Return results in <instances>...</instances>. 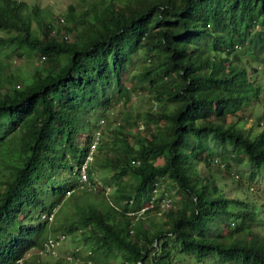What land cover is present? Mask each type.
<instances>
[{
  "label": "trees",
  "instance_id": "1",
  "mask_svg": "<svg viewBox=\"0 0 264 264\" xmlns=\"http://www.w3.org/2000/svg\"><path fill=\"white\" fill-rule=\"evenodd\" d=\"M1 51L38 64L26 80L0 55V264L75 231L74 254L120 264H264L258 207L228 197L213 167L245 158L264 180V0H80L48 19L38 3L0 0ZM133 91L154 105L114 124L113 144L100 132L93 153L112 200L42 218L77 185L113 97ZM167 187L177 204L149 220Z\"/></svg>",
  "mask_w": 264,
  "mask_h": 264
},
{
  "label": "rangeland",
  "instance_id": "2",
  "mask_svg": "<svg viewBox=\"0 0 264 264\" xmlns=\"http://www.w3.org/2000/svg\"><path fill=\"white\" fill-rule=\"evenodd\" d=\"M29 5L33 3H38L41 7V12L44 14L47 19L51 18L52 16H62L65 12L67 6L70 3L78 2L80 0H26ZM246 46H243V49ZM4 59L7 60V63L11 66L12 73L18 72V74L24 77L26 80L31 78V74L33 68L38 64V59L35 55L28 56L26 54L22 55L20 58H17L13 54H6L5 51H1L0 54ZM246 57L250 58V55L244 54ZM144 63L142 56H136L130 66V72L132 70H141ZM127 85L130 86V80H126ZM154 105V101L152 98L148 97V94L145 91L141 92H132L131 99L128 104L123 102V97L115 95L112 99V104L110 107L109 115H108V122L102 121L99 125L98 129L102 132L101 136L103 140H106L113 144L114 140L111 137L115 134L114 124H117L122 117L129 116L130 121H132V116L135 114L137 110H144L146 107ZM256 110H259V107H255ZM96 115L93 114V116ZM92 116V117H93ZM256 116L255 110H252V115L249 116L246 120H244L243 125L248 127L253 125L254 118ZM91 117V118H92ZM131 126V123L127 124ZM132 131L134 128H131ZM84 134L78 135L79 139H83ZM110 135V136H109ZM119 135V134H116ZM96 139V138H95ZM101 143V138H98V142L95 145L94 149H97L98 145ZM210 147H214V144L211 141H208ZM220 147L216 148V151H219ZM96 157V156H93ZM218 161L221 163L222 158L216 155ZM221 159V160H220ZM100 158L94 161L92 158L90 160V168L88 171L89 175V183H84L81 186H75L70 194H66L63 198L62 202L53 210V213H49L48 215H42V218L48 217V219L53 223L56 216H60V218L64 221H67V218H73L77 216V209L86 206L87 204H97L100 205L104 199L107 201L112 200L113 193L117 192V188L115 187L114 180L108 182L107 184L103 183L102 177L108 175L110 172L107 168L99 166ZM223 161V160H222ZM229 162V166L226 167L225 165L220 164L219 166H213L215 170V174L219 183L224 184L225 194L228 197H232L235 199H240L245 202V206L253 207L254 205L258 207V217L264 220V180L259 175L256 178H248L250 169L248 168L245 158H234V159H227ZM203 162H199L198 167H202ZM234 173L236 178H232L231 174ZM58 175V174H57ZM60 176V175H59ZM69 176V175H68ZM61 178H65L64 175L60 176ZM67 177V175H66ZM75 178L70 177V179ZM93 181H95V185H93ZM49 186L51 182L47 179ZM164 185V182L163 184ZM46 190L48 191L49 187L45 185ZM46 191V192H47ZM166 191V192H165ZM165 195H170V197H165L160 200L162 209L156 211L155 216L149 213V220L163 218V210L167 207H172V204L179 199V195L171 187H167L165 189ZM174 201V202H173ZM177 204V203H176ZM149 205H151L149 203ZM239 205H235L234 209H237ZM143 208L139 213H136V216H140L142 213ZM140 214V215H137ZM58 219V218H57ZM259 220L261 225L254 226L255 231L264 232V221ZM147 221V220H146ZM78 231H75L71 234H67L63 236L62 234L59 237L52 235L49 238V244L46 250H41L38 248H32L25 254V259L27 262L24 264H85V262L90 261V264H120L119 257L116 255L115 257H108V258H97L91 257L89 251L83 250L81 252V256L73 253V241L71 240V235L77 234ZM84 232V231H83ZM91 245L93 244L92 240L90 241ZM51 250V251H50ZM178 256H185L183 252L179 251ZM186 256L185 260L182 261L183 264H223V263H216L211 260L201 261L198 262L193 255H191L190 260L187 259ZM59 259V260H58ZM187 259V260H186ZM150 264H152V260H149ZM224 264H229L228 262Z\"/></svg>",
  "mask_w": 264,
  "mask_h": 264
},
{
  "label": "built area",
  "instance_id": "3",
  "mask_svg": "<svg viewBox=\"0 0 264 264\" xmlns=\"http://www.w3.org/2000/svg\"><path fill=\"white\" fill-rule=\"evenodd\" d=\"M100 136V131L99 129H97L95 135H94V139L90 145L89 151H88V155H87V159L81 164V166L79 167V174H80V181L85 182L88 179V159L91 157V154L94 152V148L96 143L98 142V138ZM96 138V139H95Z\"/></svg>",
  "mask_w": 264,
  "mask_h": 264
},
{
  "label": "clouds",
  "instance_id": "4",
  "mask_svg": "<svg viewBox=\"0 0 264 264\" xmlns=\"http://www.w3.org/2000/svg\"><path fill=\"white\" fill-rule=\"evenodd\" d=\"M90 148V147H89ZM88 151H89V149H88ZM88 151H87V153H86V155H85V158H84V160L81 162V164L87 159V155H88ZM94 153V152H93ZM93 153L91 154V157L88 159V168H87V171H89V168H90V160L93 158ZM81 166V165H80ZM78 171H79V169H78ZM79 177H78V183H77V185L76 186H81V185H83L84 183H89V175H88V179H87V181H85V182H82V181H80V174L78 175ZM93 185H95V181H93ZM75 187V186H74ZM70 190H72V189H70ZM68 191L67 193L69 194L71 191ZM63 235V234H62ZM57 237H59V236H57Z\"/></svg>",
  "mask_w": 264,
  "mask_h": 264
}]
</instances>
